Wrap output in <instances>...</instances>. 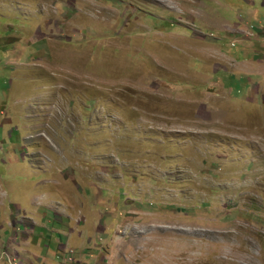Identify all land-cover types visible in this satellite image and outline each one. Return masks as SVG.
<instances>
[{
	"label": "rangeland",
	"instance_id": "374dc122",
	"mask_svg": "<svg viewBox=\"0 0 264 264\" xmlns=\"http://www.w3.org/2000/svg\"><path fill=\"white\" fill-rule=\"evenodd\" d=\"M0 264H264V0H0Z\"/></svg>",
	"mask_w": 264,
	"mask_h": 264
},
{
	"label": "clouds",
	"instance_id": "9594fccd",
	"mask_svg": "<svg viewBox=\"0 0 264 264\" xmlns=\"http://www.w3.org/2000/svg\"><path fill=\"white\" fill-rule=\"evenodd\" d=\"M30 221H31V220H30ZM32 224L34 225V223H32ZM60 244H61V243H60ZM67 254L69 255V257H68V259L65 260V262L72 263V262H73V258H72V257L75 255V251H74L72 248H70ZM131 260H135V259H131ZM131 260H130V261H131ZM130 261H129V262H130ZM129 262H128V263H129Z\"/></svg>",
	"mask_w": 264,
	"mask_h": 264
},
{
	"label": "crops",
	"instance_id": "0c3cea01",
	"mask_svg": "<svg viewBox=\"0 0 264 264\" xmlns=\"http://www.w3.org/2000/svg\"><path fill=\"white\" fill-rule=\"evenodd\" d=\"M42 262V261H41Z\"/></svg>",
	"mask_w": 264,
	"mask_h": 264
}]
</instances>
